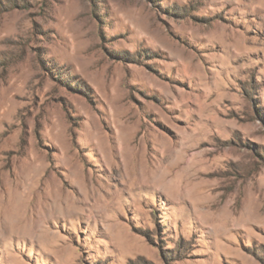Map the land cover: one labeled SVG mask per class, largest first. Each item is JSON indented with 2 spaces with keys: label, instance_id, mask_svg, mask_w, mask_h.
<instances>
[{
  "label": "rangeland",
  "instance_id": "1",
  "mask_svg": "<svg viewBox=\"0 0 264 264\" xmlns=\"http://www.w3.org/2000/svg\"><path fill=\"white\" fill-rule=\"evenodd\" d=\"M25 213L0 264H264V0H0V216Z\"/></svg>",
  "mask_w": 264,
  "mask_h": 264
},
{
  "label": "bare ground",
  "instance_id": "2",
  "mask_svg": "<svg viewBox=\"0 0 264 264\" xmlns=\"http://www.w3.org/2000/svg\"><path fill=\"white\" fill-rule=\"evenodd\" d=\"M131 153H133V157H134L133 160L135 161L137 154L135 153V151H133ZM136 171H137V169L135 168V172ZM149 178H150V181L152 183H157V184H160L164 180L163 177L161 178L158 175L157 171H154V172L151 171V174H149ZM157 184H155V185H157ZM63 198L64 197L60 195L57 199L54 200V203H55L54 206L56 208H58L60 204L64 203V202H62ZM30 212H31V210H30ZM40 228H41V223L39 221L37 222V220H35V219H31L29 217L28 213H25L23 215H18V216L15 215V216H13L12 219L8 218L7 220L4 219L2 216H0V232H5V233H13V232L21 233L22 232L25 234L28 233L31 236H33L36 233V231ZM13 235H11V236H13ZM7 238H8V236H7Z\"/></svg>",
  "mask_w": 264,
  "mask_h": 264
}]
</instances>
